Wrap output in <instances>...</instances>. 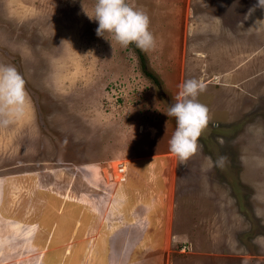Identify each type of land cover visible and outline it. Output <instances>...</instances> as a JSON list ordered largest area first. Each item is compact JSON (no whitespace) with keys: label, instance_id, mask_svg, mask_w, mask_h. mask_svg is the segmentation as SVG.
Returning a JSON list of instances; mask_svg holds the SVG:
<instances>
[{"label":"rangeland","instance_id":"rangeland-1","mask_svg":"<svg viewBox=\"0 0 264 264\" xmlns=\"http://www.w3.org/2000/svg\"><path fill=\"white\" fill-rule=\"evenodd\" d=\"M127 3L150 17L158 83L97 36L95 0H0V64L31 100L0 126V264H264V9ZM192 78L210 121L181 162L165 112Z\"/></svg>","mask_w":264,"mask_h":264},{"label":"clouds","instance_id":"clouds-1","mask_svg":"<svg viewBox=\"0 0 264 264\" xmlns=\"http://www.w3.org/2000/svg\"><path fill=\"white\" fill-rule=\"evenodd\" d=\"M256 8L264 9V0H257L250 12ZM84 11L98 23L97 36L109 40L105 33L111 34L112 40L109 41L112 48L113 40L125 48L135 44L146 52L155 48L156 38L150 31V17L145 11L130 6L127 0H95L94 14H89L85 8ZM254 26H264V20L258 19ZM25 85L23 75L15 66L0 64V126H7L14 119L22 117L30 106L31 100ZM205 87L202 81L195 78L184 81L175 102L165 112L176 121V129L169 140V150L181 162L197 152L198 139L210 121L209 108L197 99ZM223 160L220 157L217 164H222Z\"/></svg>","mask_w":264,"mask_h":264},{"label":"built area","instance_id":"built-area-1","mask_svg":"<svg viewBox=\"0 0 264 264\" xmlns=\"http://www.w3.org/2000/svg\"><path fill=\"white\" fill-rule=\"evenodd\" d=\"M126 177H127L126 165L123 161L120 160L116 163L115 172L113 175L114 181L116 182L124 181Z\"/></svg>","mask_w":264,"mask_h":264},{"label":"trees","instance_id":"trees-1","mask_svg":"<svg viewBox=\"0 0 264 264\" xmlns=\"http://www.w3.org/2000/svg\"><path fill=\"white\" fill-rule=\"evenodd\" d=\"M129 46H131V47L133 48V50L136 52V55H137V57L139 58V61H140V66H141L142 70H143L144 72H146L145 69H144V62H145V60H144V57H143V52H142V50L139 49V48H137V47L135 46V44H130ZM146 73H147V75L150 76L153 80H155V82H157V83L159 82L158 79L156 78V76H155L154 74H152V73H150V72H146Z\"/></svg>","mask_w":264,"mask_h":264},{"label":"crops","instance_id":"crops-1","mask_svg":"<svg viewBox=\"0 0 264 264\" xmlns=\"http://www.w3.org/2000/svg\"><path fill=\"white\" fill-rule=\"evenodd\" d=\"M49 191V190H48ZM66 201V200H65ZM68 201V203H71V204H74V206H79V204L77 203V202H75V201H71V200H67ZM3 206H5V204L3 205ZM55 252H59L58 250L56 251V250H54ZM54 251H51V252H54ZM59 254L60 255H62V252H59Z\"/></svg>","mask_w":264,"mask_h":264},{"label":"bare ground","instance_id":"bare-ground-1","mask_svg":"<svg viewBox=\"0 0 264 264\" xmlns=\"http://www.w3.org/2000/svg\"><path fill=\"white\" fill-rule=\"evenodd\" d=\"M130 169V168H129ZM126 170H127V166H126Z\"/></svg>","mask_w":264,"mask_h":264}]
</instances>
